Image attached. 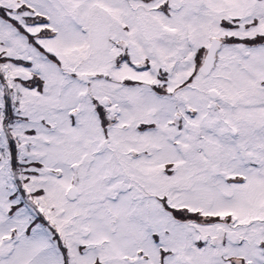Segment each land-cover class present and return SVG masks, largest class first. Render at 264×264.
Listing matches in <instances>:
<instances>
[{"label": "snow or ice", "instance_id": "obj_1", "mask_svg": "<svg viewBox=\"0 0 264 264\" xmlns=\"http://www.w3.org/2000/svg\"><path fill=\"white\" fill-rule=\"evenodd\" d=\"M0 264H264V0H0Z\"/></svg>", "mask_w": 264, "mask_h": 264}]
</instances>
